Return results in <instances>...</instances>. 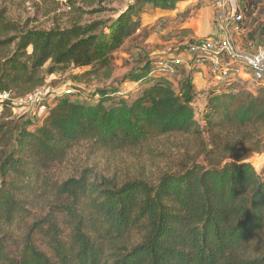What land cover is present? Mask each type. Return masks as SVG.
<instances>
[{"label":"trees","instance_id":"obj_1","mask_svg":"<svg viewBox=\"0 0 264 264\" xmlns=\"http://www.w3.org/2000/svg\"><path fill=\"white\" fill-rule=\"evenodd\" d=\"M261 3L246 0L243 28ZM135 12L129 6L111 23L48 30L0 13V93L26 97L70 68L109 77L114 54L142 27ZM250 36L264 44V24ZM139 63L121 83L142 86L117 100L111 96L123 92L120 85L100 89L95 104L72 99L74 92L37 121L14 117L12 99L0 101V264H264V87L233 81L207 90L198 120L191 71L174 83L172 75L152 74L154 62ZM166 136L186 137L178 146L185 157L176 170L162 169L157 183L92 180L88 169L58 183L50 177L78 144L119 151ZM53 192L69 235L47 216L28 228L30 208ZM45 228L57 263L33 242Z\"/></svg>","mask_w":264,"mask_h":264},{"label":"rangeland","instance_id":"obj_2","mask_svg":"<svg viewBox=\"0 0 264 264\" xmlns=\"http://www.w3.org/2000/svg\"><path fill=\"white\" fill-rule=\"evenodd\" d=\"M74 1L76 6L71 5L70 0H0V13L4 12L7 19L15 20L27 29L48 30L52 27H71L77 22L90 23L96 19L111 23L129 6H135L136 14H133L132 19L141 20L142 27L127 39L122 49L114 54L116 64L109 77L103 74L89 75L86 73L88 67L70 68L63 74L54 73L47 77L46 85L36 96V100H40L42 105H37L35 99L12 97L14 117H34L35 121L39 120L38 118L47 112L55 99L67 97L66 90L69 88L73 89V93L75 92L74 97L70 96L72 99L86 101L89 104L96 103L100 95L98 91L103 88L111 89L119 85L122 87L123 92L111 96L113 100L129 95L130 88H136L137 84L121 83V80L125 74L139 69L141 66L139 61L154 62L160 57L177 58L189 44L211 34L213 28L216 30L214 0H158L157 2L144 0L141 3H138L139 0H96L93 5L83 0ZM245 20L247 21V17ZM263 24L264 0L256 8L253 18L249 19L248 27L236 34L235 37L240 46L252 52L264 46V44H259L256 38L250 36ZM183 70L189 71L181 64L176 67L172 75L174 83H177L178 76ZM192 73L194 74L195 70ZM204 79V85L195 100L198 120H201L206 106V91L224 87V84H214L209 75ZM248 86L252 89L259 87L252 83ZM238 88H244V84L239 83ZM36 125L30 127V130H33ZM185 138L184 136H166L137 148L119 151L95 150L90 144L81 143L74 147L64 162L56 164L50 170V177L58 183L69 177L79 176L83 169H88L92 180L101 181L103 177H106L117 184L132 179H144L157 183L162 169L176 170L177 162L184 159L185 147L179 148L178 146L183 144ZM193 153L192 150L190 155ZM199 160L201 161L202 158ZM56 196H58L57 193L53 192L52 199L47 198L34 203L30 208L28 228L36 220L47 216L53 219V226L58 228L60 234L69 235L64 226L66 215L59 210ZM28 228H23L20 232L15 231V235L24 234ZM52 233L51 228L37 229L32 239L40 251L57 263L59 260L56 258L55 249L51 246ZM16 242L22 248V242L15 241V244ZM16 253L18 255L15 257L18 259L21 252L15 250L14 254Z\"/></svg>","mask_w":264,"mask_h":264},{"label":"built area","instance_id":"obj_3","mask_svg":"<svg viewBox=\"0 0 264 264\" xmlns=\"http://www.w3.org/2000/svg\"><path fill=\"white\" fill-rule=\"evenodd\" d=\"M245 2L246 0H214L216 34L201 37L189 44L186 49L195 66L207 65V73L216 85L241 81L264 87V46L252 52L240 46L235 37L245 29L243 28ZM180 61L178 58L160 57L154 61L152 74L173 75L176 67L182 63ZM135 83L138 89L142 86L140 82ZM41 89L25 98L36 100ZM66 93L73 94V89H67ZM10 99L11 94L0 93V101ZM36 101L37 105H42L40 100Z\"/></svg>","mask_w":264,"mask_h":264},{"label":"crops","instance_id":"obj_4","mask_svg":"<svg viewBox=\"0 0 264 264\" xmlns=\"http://www.w3.org/2000/svg\"><path fill=\"white\" fill-rule=\"evenodd\" d=\"M217 32V29L215 30V28H213L211 34L209 35H206L204 37H207V36H210V35H213V34H216ZM178 59H180L182 62L181 65H184L185 68H188L189 71H194L195 70V73L193 74L192 73V76H193V80H194V83L196 84V89L198 91V93L200 92L201 88L203 87L204 83L205 82L204 78L208 75L207 74V65H202V66H195L193 64V62L191 61L190 57L187 55L186 53V50L182 51L180 53V55L177 57ZM197 70V72H196ZM201 70V71H199ZM181 76V75H180ZM180 76H178V79L180 78ZM133 84H136L135 82H130V85H133ZM131 90L135 89V91L138 89V88H130Z\"/></svg>","mask_w":264,"mask_h":264}]
</instances>
